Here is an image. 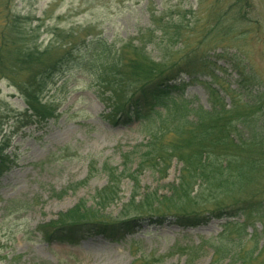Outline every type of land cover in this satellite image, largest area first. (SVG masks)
I'll return each mask as SVG.
<instances>
[{"label": "rangeland", "instance_id": "374dc122", "mask_svg": "<svg viewBox=\"0 0 264 264\" xmlns=\"http://www.w3.org/2000/svg\"><path fill=\"white\" fill-rule=\"evenodd\" d=\"M235 1L16 0L15 5L28 20L26 28L35 30L40 50L67 45L68 35V42L90 35L116 47L128 41L136 46L139 43L135 39L150 27L153 13L156 19L180 22L193 29L187 34L192 45L209 34L207 45L200 51L213 57L217 69L212 76H181L187 85L185 101L192 108L208 111L216 96L224 98L228 107L230 95L255 101L264 94V0H250L241 24L233 23L229 14ZM217 16L221 26L235 27L232 34L216 35ZM154 48L148 46L146 51L157 62L161 54ZM215 55L222 57L216 59ZM97 91L83 70L64 74L42 99L56 109L57 117L31 125L27 118L30 112L24 114V99L6 81H0V154L7 158L9 168L0 176V264H185V249L201 242L226 246L230 239L246 235L248 240H259L260 245L264 242V219L244 215L211 217L193 227H180L171 221L153 225L143 220L117 241L98 235L82 236L75 245L44 242L39 227L77 205L115 221L123 213L135 211L142 200L151 204L156 198L167 197L168 186L178 183L181 165L173 161L164 178L148 171L136 176L140 189L136 195L135 183L121 180L117 198L98 209L99 196H107L103 193L107 178L102 166L117 171L123 165L129 167L121 155L145 144L150 129L137 123L109 125L101 117L107 111ZM257 119L264 129V110L258 112ZM260 181L262 185L264 178ZM252 243L247 244L250 250ZM211 251L194 264H211ZM263 260L264 249L261 258L250 264Z\"/></svg>", "mask_w": 264, "mask_h": 264}, {"label": "trees", "instance_id": "16d2710c", "mask_svg": "<svg viewBox=\"0 0 264 264\" xmlns=\"http://www.w3.org/2000/svg\"><path fill=\"white\" fill-rule=\"evenodd\" d=\"M15 2L0 0V81H6L24 99V114L30 112L27 118L31 125L57 117L51 104L42 103L44 93L64 74L83 70L105 106L107 113L101 116L105 122L113 127L137 123L150 129L145 144L121 155L129 167L123 165L117 171L102 166L107 178L103 193L107 196H99L98 209L117 198L121 180L133 181L136 195L140 190L136 176L148 171L164 178L171 162L181 165L178 183L168 186L167 197L156 198L151 204L142 200L135 211L125 212L115 221L77 205L39 227L44 242L75 245L82 236L98 235L117 241L143 220L153 225L171 221L180 227H193L222 215L264 219V182L260 184L264 178V129L257 119L258 112L264 110V94L255 101L230 95L228 107L224 98L216 96L208 111L192 108L184 99L187 85L181 76H212L216 68L213 57L200 51L207 45L209 34L192 45L187 34L193 29L180 22L156 19L153 13L150 27L135 39L139 43L136 46L128 41L116 47L90 35L68 42V35L67 45L40 50L35 30L26 28L28 20L17 12ZM249 9L250 0H236L229 10L233 23L241 24L244 10ZM217 17L216 35L232 34L235 27L221 26V17ZM148 46L161 54L159 61L146 51ZM6 161L1 153L0 176L9 169ZM248 243L254 245L253 250L247 248ZM225 245L201 242L187 248L185 264H194L209 250L213 253L211 264H250L261 258L264 249V242L260 245L259 240H248L247 235L230 239Z\"/></svg>", "mask_w": 264, "mask_h": 264}]
</instances>
